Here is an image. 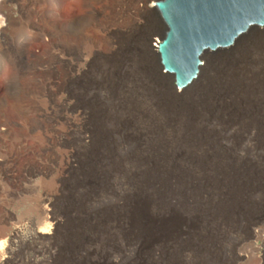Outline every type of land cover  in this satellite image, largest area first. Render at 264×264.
Listing matches in <instances>:
<instances>
[{"label": "rangeland", "instance_id": "rangeland-1", "mask_svg": "<svg viewBox=\"0 0 264 264\" xmlns=\"http://www.w3.org/2000/svg\"><path fill=\"white\" fill-rule=\"evenodd\" d=\"M57 1L72 19L37 57L15 39L35 31L31 16L10 5L0 119L13 137L48 121L54 81L59 124L67 115L80 130L38 157L0 148V264H264V28L205 54L177 95L146 48L161 40L156 12L125 31L116 0Z\"/></svg>", "mask_w": 264, "mask_h": 264}, {"label": "bare ground", "instance_id": "bare-ground-1", "mask_svg": "<svg viewBox=\"0 0 264 264\" xmlns=\"http://www.w3.org/2000/svg\"><path fill=\"white\" fill-rule=\"evenodd\" d=\"M97 1H102V0H97ZM154 1L156 3L159 0H154ZM116 2H118V5H119L118 7H121L122 10L124 7H127V10H128L127 15H125V19H126L125 20L126 25L124 26L125 31H128L137 25V21L135 19L136 15L140 14L142 17L149 18L152 12L154 13L156 12L155 8L147 7L145 1L116 0ZM11 3H15L18 6L19 14H28L31 16V19H32V22L35 28L34 29L35 31L29 32L27 28V24H25V27L24 28L20 27L19 28L20 30L16 33L17 35H15L16 36L15 39L17 40V42H19L22 45L24 52L27 56L37 57V56L42 55L41 53L42 50L45 51L46 48L51 47L53 44L52 38L54 34V25L56 24V22L65 24V23H68L72 19V17H65L59 14L57 0H0V32L2 34L7 29V27H12L14 24H16L15 23L16 21L15 10L10 8ZM119 13L121 15L122 11L120 10ZM156 15H157V12H156ZM89 16H95V15L94 13L89 12ZM104 16H105V13H103L101 17L105 18ZM260 28H264V26L250 28L242 36L246 35L248 32L252 30H256L258 31V33H260L261 32L259 30ZM164 32H165V29L163 27V31L160 36L161 40L164 36ZM105 34H109V31L106 30ZM242 36H240L235 41L234 44H236V42H238V40ZM155 42H156L155 45L153 46L146 45V48L149 52H152L157 55V48L160 43L158 44V41H155ZM40 47H42L41 48L42 50L38 52V49ZM221 51H224V50H221ZM217 52H220V51H217ZM217 52L204 53L202 55L201 61L205 54L217 53ZM52 56L55 57L53 54ZM157 59H158V56H157ZM158 65H159V61H158ZM202 65L199 68L198 76L207 67V63L204 64L203 66ZM160 69L162 70L161 67ZM162 72L165 73L163 70ZM165 74L166 75H161V77H165V78L170 77L172 84H173L172 77L168 75L167 73ZM195 80L191 83V85L197 82ZM174 88L176 89L175 93L177 95L183 94L184 90L187 89V88L179 89L175 86ZM45 95L48 101L47 102L48 105L45 107L43 111V115L44 117L48 119V121L40 122L37 125H33V124L31 125L21 124L20 125L19 124L17 126L18 127L17 131L19 132L18 133L19 136L13 137L12 135L13 128L9 125L4 124L3 121H1L0 119V148L7 149L10 157H13L14 155H16V153L38 157V156L45 154L49 148L55 145H68L70 141H73V140L76 141V137L74 136V133L77 130H80V126L75 124L74 122L75 120L73 118L68 117L67 115L65 116L64 125L59 124L58 118L56 117L57 116L56 109H57L59 100L57 99V89H56V85L54 81L48 84ZM28 141L34 143V145H29ZM85 141H86V138L84 137L80 138L81 144H83ZM72 153H73V149L70 147L69 151L67 152V155L69 157L66 158V162H65V166L68 169L72 168L73 166L72 160L74 159V157L72 156ZM17 193L21 195L22 193L21 189ZM48 205H49V200L47 198H42L39 202V211L45 218H48L50 214L48 210ZM38 233L42 234L41 232H38ZM236 257L238 260L248 261L247 257H244L240 255L239 253L237 254Z\"/></svg>", "mask_w": 264, "mask_h": 264}, {"label": "water", "instance_id": "water-1", "mask_svg": "<svg viewBox=\"0 0 264 264\" xmlns=\"http://www.w3.org/2000/svg\"><path fill=\"white\" fill-rule=\"evenodd\" d=\"M154 8L165 29L159 65L179 89L197 78L204 53L230 48L250 28L264 26V0H159Z\"/></svg>", "mask_w": 264, "mask_h": 264}, {"label": "trees", "instance_id": "trees-1", "mask_svg": "<svg viewBox=\"0 0 264 264\" xmlns=\"http://www.w3.org/2000/svg\"><path fill=\"white\" fill-rule=\"evenodd\" d=\"M145 261H140V260L138 261L137 259H133V262H136V263H139V264H144V263H146Z\"/></svg>", "mask_w": 264, "mask_h": 264}]
</instances>
